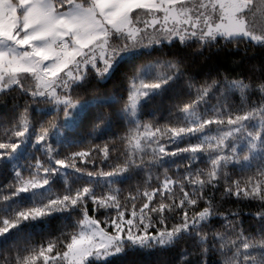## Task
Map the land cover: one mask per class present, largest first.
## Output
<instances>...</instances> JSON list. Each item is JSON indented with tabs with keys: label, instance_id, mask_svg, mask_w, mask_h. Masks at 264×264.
Masks as SVG:
<instances>
[{
	"label": "snow or ice",
	"instance_id": "1",
	"mask_svg": "<svg viewBox=\"0 0 264 264\" xmlns=\"http://www.w3.org/2000/svg\"><path fill=\"white\" fill-rule=\"evenodd\" d=\"M0 264H264V0H0Z\"/></svg>",
	"mask_w": 264,
	"mask_h": 264
},
{
	"label": "trees",
	"instance_id": "2",
	"mask_svg": "<svg viewBox=\"0 0 264 264\" xmlns=\"http://www.w3.org/2000/svg\"><path fill=\"white\" fill-rule=\"evenodd\" d=\"M37 241H39L40 237H36Z\"/></svg>",
	"mask_w": 264,
	"mask_h": 264
}]
</instances>
